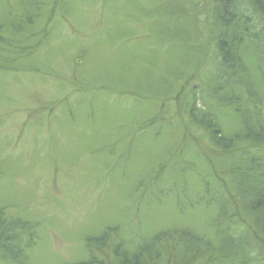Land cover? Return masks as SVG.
Returning <instances> with one entry per match:
<instances>
[{
    "label": "rangeland",
    "instance_id": "rangeland-1",
    "mask_svg": "<svg viewBox=\"0 0 264 264\" xmlns=\"http://www.w3.org/2000/svg\"><path fill=\"white\" fill-rule=\"evenodd\" d=\"M21 1L0 0V22L26 16L24 30L1 32L14 44L0 51V264H14L18 242L27 264H76L94 251L116 264L115 246L143 249L150 264H217L219 208L264 237L237 188L263 184L264 142L226 151L245 124L206 94L218 59L209 0ZM247 65L231 87L248 117L258 108L264 119L243 92ZM193 99L217 121L187 116Z\"/></svg>",
    "mask_w": 264,
    "mask_h": 264
},
{
    "label": "trees",
    "instance_id": "trees-1",
    "mask_svg": "<svg viewBox=\"0 0 264 264\" xmlns=\"http://www.w3.org/2000/svg\"><path fill=\"white\" fill-rule=\"evenodd\" d=\"M209 1V3H211L212 9L210 11V19L212 20L209 19L208 23L210 26L209 28L213 32L212 36L215 40V51L217 52L218 59L217 63L215 64V68L210 71L211 73L208 76V89L206 94L207 96L210 95L214 98L220 99L218 101H221V103H223V107L231 106V110H234V114H238L241 121L244 122L245 127L242 133H235L234 135L232 134L229 141L223 140L222 142L225 143V147L223 148H226V151H230V149L232 150L236 146L240 150L241 146H238L237 144H244V148L243 150L241 149V151H243L242 153L245 154L249 152V145L253 146V144L256 142H264V119L261 116L262 112L260 111V113L258 108H256V112H254L256 113V115H252L250 117L247 116L246 112L250 109V107L245 103H240L242 100H239V98L237 97V90L231 87V81L236 77L237 79H239V70H241L242 67L244 69H249L247 61L248 59L252 60L254 65V73L251 71H244L245 74L244 76H242L241 81H243L244 78L246 87L244 88L245 91L243 92L244 95L246 93V95L248 96L249 102H251V107L254 105V102H256L257 104H262L260 106L261 109L262 106L264 108V0ZM21 3L24 8L30 9L33 6H36L38 8L40 1L22 0ZM23 14H21L20 16L17 15L16 18H13V23L10 22L11 17L7 15L6 17L8 18H6L5 22H0V51L6 50L5 47L1 46V42L7 41L9 45L14 44L12 40L4 39L5 37L1 35L2 30L5 28L4 25H12L14 29L13 34L16 33V29L19 30V27H23L21 30H24L26 28V25L24 24V19H26V16L22 17ZM190 20H192V18ZM195 20L199 19L196 18ZM28 22L33 23V21ZM205 26L207 27L208 24L205 23ZM192 48L193 51H198L199 47L194 44V47ZM224 75L226 76L224 77ZM223 77L224 79H227V83H222L221 81H219V79H222ZM181 92L177 94L179 95L180 100L184 99V97L182 96L185 93L183 92V90ZM239 92L243 95L241 90H239ZM187 94L192 96L189 92ZM194 103L195 99L191 100L189 104V110L186 112L187 116L191 115L192 118L196 121V111L199 109L198 116L201 115L204 120L208 119V123H214V121H217V117L215 116L219 117L220 114H212L210 104L208 106L207 103H204V100H201V103L197 106ZM214 127L215 126L212 125V128ZM208 129H210V126ZM259 135L263 137H260ZM247 141L249 142V145H245ZM247 156L251 158L254 157L251 153L247 154ZM210 160H212V157L210 158ZM257 162H259L257 164L260 166V168L264 169V164L258 159ZM262 175H264L263 172ZM262 175H260L262 178H260L259 181L263 182V184L257 183L255 186L258 188H255L253 192L249 190L245 191L248 192L246 193L247 197L244 196L245 192L242 191V188H237H239L240 191L238 192V194L240 196L243 195V199L246 198V209L252 212L254 210L255 212V214H252V212L250 213L256 220L254 224L256 223L257 225V222H259L263 226L264 176ZM211 187L212 186H209V189ZM224 189L227 190V188ZM220 192H222V190H220ZM199 193H206L204 186ZM207 194L209 195V193H206V195ZM213 197L214 200L219 202V205L222 203V199L219 193L212 195V198ZM212 202L213 201H211V203ZM219 210L222 212L221 208H219ZM225 210L222 213H218V215H220V221L222 222L223 226L222 231H224L223 235L224 238L227 236V242H224L225 245L223 244L221 251H219L220 255L218 256V258H216V260H219L216 261L217 264H264V237H262L260 235V232L256 229H253V231H244V229L239 230L240 227H238V225H240L242 220L233 219L232 214H228V212H225ZM2 227L3 222L0 221L1 233L3 229ZM104 232L106 234L102 233L95 242L97 244L96 248L99 250V252H103V246L104 244H106V239H109L108 231ZM34 234H36V231H34L33 228V231H31L29 235L32 238ZM16 240H20V238L17 237ZM250 240H256L257 242V246L253 247L256 251V254L253 255L249 254V251L251 252L252 248H250L249 251H246L245 249V244H247V242L250 243ZM149 247L150 246H146V248ZM15 248V250H11V256L14 264H27V262L24 261V247H22V243L18 242ZM123 248H121V246H115L114 248V254L117 257L116 264H150L149 261L143 256V249H141L140 252L132 253ZM240 249L246 254V256H248V259H246L245 261H243L242 259V253ZM147 252H150V250ZM96 255L97 253H95L94 251V254H90L87 260H81L76 264H106V261L104 259L98 258V255Z\"/></svg>",
    "mask_w": 264,
    "mask_h": 264
},
{
    "label": "bare ground",
    "instance_id": "bare-ground-1",
    "mask_svg": "<svg viewBox=\"0 0 264 264\" xmlns=\"http://www.w3.org/2000/svg\"><path fill=\"white\" fill-rule=\"evenodd\" d=\"M194 120V119H193Z\"/></svg>",
    "mask_w": 264,
    "mask_h": 264
}]
</instances>
